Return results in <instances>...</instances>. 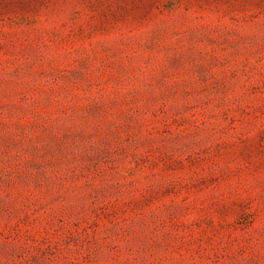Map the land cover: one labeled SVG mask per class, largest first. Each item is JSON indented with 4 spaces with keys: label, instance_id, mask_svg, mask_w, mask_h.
Returning <instances> with one entry per match:
<instances>
[{
    "label": "rangeland",
    "instance_id": "374dc122",
    "mask_svg": "<svg viewBox=\"0 0 264 264\" xmlns=\"http://www.w3.org/2000/svg\"><path fill=\"white\" fill-rule=\"evenodd\" d=\"M0 264H264V0H0Z\"/></svg>",
    "mask_w": 264,
    "mask_h": 264
}]
</instances>
